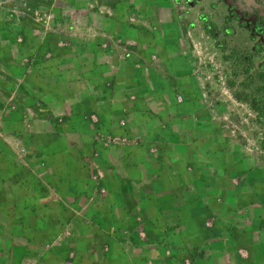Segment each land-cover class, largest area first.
I'll use <instances>...</instances> for the list:
<instances>
[{"label": "crops", "instance_id": "crops-1", "mask_svg": "<svg viewBox=\"0 0 264 264\" xmlns=\"http://www.w3.org/2000/svg\"><path fill=\"white\" fill-rule=\"evenodd\" d=\"M107 20L0 46V264H264L261 127L215 37Z\"/></svg>", "mask_w": 264, "mask_h": 264}, {"label": "rangeland", "instance_id": "rangeland-1", "mask_svg": "<svg viewBox=\"0 0 264 264\" xmlns=\"http://www.w3.org/2000/svg\"><path fill=\"white\" fill-rule=\"evenodd\" d=\"M210 0H0V46L10 39L37 47L39 57L47 56L53 44L86 42L92 38L91 28L98 26L100 16L106 15V27L120 35L130 28L137 46H147L151 34L148 29L162 26V22H178L183 27H207L213 32L217 51H212V65L208 49L197 59L199 66L209 64L212 76L233 81L232 93L245 94L254 100L257 113L252 115L255 125L261 127L264 156V51L250 50L251 43L235 22L222 21V13L212 8ZM189 3H194L190 6ZM230 26L232 33L225 32ZM90 29H86L89 28ZM85 30V31H84ZM1 48V47H0ZM223 51V52H222ZM34 54H36L35 51ZM33 58V56L31 55ZM206 75V73H202ZM212 99V104H213ZM244 101V100H242ZM240 106V104H238ZM236 106V105H234ZM250 107V105L248 104ZM251 108V107H250Z\"/></svg>", "mask_w": 264, "mask_h": 264}, {"label": "flooded vegetation", "instance_id": "flooded-vegetation-1", "mask_svg": "<svg viewBox=\"0 0 264 264\" xmlns=\"http://www.w3.org/2000/svg\"><path fill=\"white\" fill-rule=\"evenodd\" d=\"M212 8L222 13V21L235 22L251 43L250 50L264 51V0H210ZM232 31L230 26L225 32ZM264 68V62L259 63Z\"/></svg>", "mask_w": 264, "mask_h": 264}, {"label": "trees", "instance_id": "trees-1", "mask_svg": "<svg viewBox=\"0 0 264 264\" xmlns=\"http://www.w3.org/2000/svg\"><path fill=\"white\" fill-rule=\"evenodd\" d=\"M204 29L207 31V33H209L210 35H212V36H214L213 34V32H211L207 27H204ZM234 96L238 99V100H244V101H246L249 105H250V107L252 108V109H254V110H256L257 111V109H258V105H257V103L254 101V100H252V99H248L247 97H246V95L245 94H242V93H234Z\"/></svg>", "mask_w": 264, "mask_h": 264}]
</instances>
